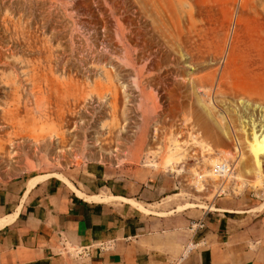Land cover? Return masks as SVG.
Here are the masks:
<instances>
[{
  "label": "rangeland",
  "instance_id": "obj_1",
  "mask_svg": "<svg viewBox=\"0 0 264 264\" xmlns=\"http://www.w3.org/2000/svg\"><path fill=\"white\" fill-rule=\"evenodd\" d=\"M193 1L0 0V181L142 169L264 202V0Z\"/></svg>",
  "mask_w": 264,
  "mask_h": 264
},
{
  "label": "crops",
  "instance_id": "obj_2",
  "mask_svg": "<svg viewBox=\"0 0 264 264\" xmlns=\"http://www.w3.org/2000/svg\"><path fill=\"white\" fill-rule=\"evenodd\" d=\"M176 188L142 169L0 181V264H263L264 202L197 204Z\"/></svg>",
  "mask_w": 264,
  "mask_h": 264
},
{
  "label": "bare ground",
  "instance_id": "obj_3",
  "mask_svg": "<svg viewBox=\"0 0 264 264\" xmlns=\"http://www.w3.org/2000/svg\"><path fill=\"white\" fill-rule=\"evenodd\" d=\"M207 1V0H206ZM194 6H200V0H195L193 1ZM196 3V4H195ZM253 135H254V146L255 149L258 153H264V129H262L261 131L254 129L253 131ZM174 169V168H173ZM168 170V169H167ZM209 172V171H208ZM211 172V171H210ZM200 175V174H199ZM207 175V173H206ZM205 177V176H204ZM230 177V176H229ZM202 178V177H200ZM229 179V178H228ZM224 184H222L221 186H223ZM223 189V188H222Z\"/></svg>",
  "mask_w": 264,
  "mask_h": 264
},
{
  "label": "built area",
  "instance_id": "obj_4",
  "mask_svg": "<svg viewBox=\"0 0 264 264\" xmlns=\"http://www.w3.org/2000/svg\"><path fill=\"white\" fill-rule=\"evenodd\" d=\"M228 171H229V165L227 162L218 163L214 167V172L220 176L227 174ZM193 226L199 228V227H203L204 224L202 220H199Z\"/></svg>",
  "mask_w": 264,
  "mask_h": 264
}]
</instances>
